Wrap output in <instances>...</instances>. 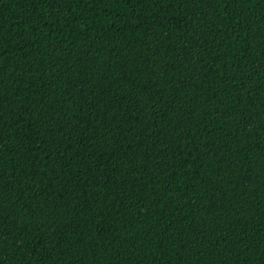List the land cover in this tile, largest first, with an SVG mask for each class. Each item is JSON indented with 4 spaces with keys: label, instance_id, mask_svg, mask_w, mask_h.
<instances>
[{
    "label": "trees",
    "instance_id": "1",
    "mask_svg": "<svg viewBox=\"0 0 264 264\" xmlns=\"http://www.w3.org/2000/svg\"><path fill=\"white\" fill-rule=\"evenodd\" d=\"M0 264H264V0H0Z\"/></svg>",
    "mask_w": 264,
    "mask_h": 264
}]
</instances>
